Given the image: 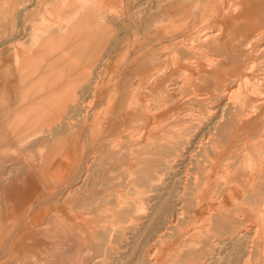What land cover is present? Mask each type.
I'll return each mask as SVG.
<instances>
[{
    "label": "rangeland",
    "instance_id": "obj_1",
    "mask_svg": "<svg viewBox=\"0 0 264 264\" xmlns=\"http://www.w3.org/2000/svg\"><path fill=\"white\" fill-rule=\"evenodd\" d=\"M84 1L86 0H0V118L6 119L2 120L1 125L3 124V126L0 127V264H200V262H202L201 264H208L207 262L215 264L217 258H221L225 254L224 250L216 251L215 253L218 255L214 253L209 257L204 253L201 255L202 251L198 250L203 246L200 243L203 241L201 235L205 236V232L209 230L207 228L211 226L209 220L211 217H202V215L194 213V216H191L195 222L192 223L190 215L185 210L186 207L179 211L182 215L177 212L178 220L175 217L170 218L174 214L171 208L177 202L182 203L185 201L184 199L190 198L187 195L192 186L189 187L187 175H181L179 172L180 175L176 176L175 169L171 170V168H165L159 164L160 160H163L167 155L163 148L165 146L167 148L177 146L176 150L181 154L178 153L175 165L180 164L188 147L194 145L193 140L203 134L201 132H204L203 129L209 123L210 118L205 119L204 114L199 115L200 112H198L200 110L204 112L205 109L191 108L190 99L193 97L186 95L195 88L193 83L196 81L195 79L199 78L198 76L206 79L204 85L201 86L202 92H206L204 90L208 88L209 80H211L207 73L212 68L213 60L209 58L212 53L208 49L200 47L197 49L190 46L174 47L176 43L174 37L165 39V41H161V39V42L153 48L149 47L148 51H153L156 59L148 61L147 58L146 60L141 58L144 51L137 52L138 46L141 44L137 40L144 33L149 32L145 31L147 27L151 28L155 25L167 27L168 24L173 23L170 32L176 33L182 31L187 25L189 27L188 22L193 25L186 40H192L196 36V30L205 28L207 24L211 26L215 23L218 28L224 19L228 22V32L231 30L228 36L232 34L231 36L234 35V38L237 35L238 38L243 39L244 36L255 33L261 28L262 25L255 24V22L258 19H264V0H251L252 7L248 9L239 3L235 5L234 0H218L214 7L210 6L207 0H193V2L183 0L186 10L177 12L175 16L170 15L169 23H163L157 16L155 18H158V21L154 23L153 19L148 17V13L151 12L148 11L149 6L142 4L155 0H132L130 15L128 14L131 21L127 25L128 27L122 25L120 19L123 10H127L126 5L122 6L126 0H122V2L120 0H109V2L100 0L101 5L99 4V7L96 8H92V3H98L99 0H97L98 2L87 0L90 1V5L86 6L89 7V10L85 7L81 9ZM227 3H232L229 8L230 15L228 12L223 14L226 13L223 11V4ZM233 4L235 6H232ZM77 11L81 12L78 19L72 18L69 23L61 22L63 18L67 19L72 14L78 13ZM96 11H101L106 15V21L98 23L106 28L110 23L112 27V31L108 33V43L111 36L115 34L121 39L127 33V38L123 45H120L121 41L113 43L112 52L107 53L106 57L104 54L108 52L109 45H106L107 43L105 44L103 40H98L95 52L97 54L96 62L90 64L89 67L88 55H78L79 47L76 42H73L74 45L70 48L64 47L62 42L64 35L68 33L69 29H72L75 22L82 21L75 24L82 29L88 28L90 25L92 27V22L96 20ZM114 11L117 13L110 16ZM245 11L249 13L245 15ZM242 15H245L244 17L252 23L239 28L240 21L237 18ZM111 17L116 18L110 19ZM87 20L88 24L85 22ZM36 28L40 31H37V38L31 45V34ZM61 28H66L63 34ZM235 30L237 34L232 32ZM160 32H158V37L168 34V32H161L162 34ZM76 34L78 33L73 32L71 35L73 41L76 39ZM91 43H94L92 39H85L84 46L80 47L84 50ZM116 47L119 49L115 52ZM163 47L164 49L160 50ZM61 51L64 53L58 57ZM93 51L94 49L91 50V54ZM48 53H55V56L53 57V54L47 56ZM129 58L131 63L127 62ZM74 59H77L79 64H71ZM125 62L128 63L127 69L120 71ZM144 63L149 66L148 71L150 70L152 73L149 78H143L141 75ZM85 65L89 67L86 79L60 81L65 84L64 95L49 96L48 99L41 97L42 102H38L41 105L34 104V113L25 110L15 111L20 107L27 108L29 103L27 99L33 98L29 95V97L21 96L20 93L23 95L25 92L27 93V90L23 88L17 90L18 87L25 85V80H17V73L66 72L72 69H74V73H78L79 70L82 72ZM126 70L128 73L125 72ZM99 73L100 75H98ZM204 73L205 75H203ZM261 73L262 71L257 75L261 76ZM15 75L17 79L13 80ZM95 76H97V80L93 83ZM117 76L118 78L115 79ZM188 79L191 80L188 81ZM172 80L177 85L169 91L170 85L173 84ZM257 81L260 80L257 79L254 82ZM18 83H22V85H18ZM231 85L226 86L224 92L235 88V84ZM256 90L253 91L255 96L252 95L257 98V101H263V96H259L261 95L259 91L255 94ZM227 98L229 96L225 95L223 103ZM231 98L230 100L234 101L236 99L234 96ZM137 99L140 101L141 108L140 106L128 107L129 103ZM170 100L173 107H170ZM143 105L149 108L141 112ZM37 106H41L42 110L35 111ZM175 106H178L177 109ZM137 108L139 111L136 112ZM191 110L192 112H190ZM137 113L139 115H136ZM15 115L19 119H26V116L29 119L32 115H39L41 118L34 121L31 126L25 124L18 128L6 126L10 117ZM128 118L131 123L126 122ZM122 125L124 127H121ZM128 128H131L133 131L131 134L134 136H137L139 132H143V134L139 138L134 137L127 140L125 137ZM143 135H145V140H139ZM146 135L152 140L148 139L150 141H147ZM174 137L180 142L177 141L176 144L173 142L174 145L165 143V139L172 138L174 140ZM138 140L139 142H137ZM161 144L163 147L160 146ZM151 146L154 147L153 150ZM146 147H151V149L147 150ZM141 150L147 151V153L144 151L141 153ZM152 151H155V154ZM153 159H156L158 163H155ZM206 160V162L203 160L202 162L208 169L211 160ZM154 164L157 165L154 166ZM142 169L144 173H142ZM136 171L138 172L136 173ZM175 184L176 186H173ZM162 185L166 188L164 189ZM220 186L223 187V185ZM217 189V187H213L210 194H215L214 196L220 199L222 197ZM165 190L168 192L166 193ZM226 193V196H231L228 190ZM162 197L168 201L166 200L165 203ZM170 198H173L174 201ZM203 219L204 221H202ZM190 232L192 233L190 234ZM188 236L190 237L188 238ZM11 237L13 241L9 246ZM193 237L195 239H191ZM224 241L225 239L215 243L212 241V247L218 250L221 247L216 243H224ZM233 253L232 260L239 261L237 252ZM198 260L200 262L197 263ZM252 261L250 256L248 259L243 258L241 262L242 264H253Z\"/></svg>",
    "mask_w": 264,
    "mask_h": 264
},
{
    "label": "bare ground",
    "instance_id": "obj_2",
    "mask_svg": "<svg viewBox=\"0 0 264 264\" xmlns=\"http://www.w3.org/2000/svg\"><path fill=\"white\" fill-rule=\"evenodd\" d=\"M131 1L132 0H126V2L124 1V4L122 3V6L124 7V5H126L127 10L126 11L123 10L124 11L123 13H121V11H120V13H121L120 19L122 21V25L124 24L125 27H128L127 25L131 21L130 20L131 18L130 19L128 18V14L130 15V11H131V9H130L131 8L130 7ZM189 1L193 2V0H189ZM234 1H235V3H234L235 5H238V3H239V4H241V6H245L247 9L252 7L251 0H234ZM100 2H101L100 0H99L98 3L93 2L92 3V6H93L92 8L99 7ZM107 2H109V0H107ZM120 2H122V0H120ZM147 2L143 3L142 5L147 4V6H149L148 11L149 12L151 11V12L148 13V17L153 19L154 23H156L158 21V18H160L163 21V23H169L170 22V20H169L170 15L175 16L177 12L186 10L185 6L183 5V0H155L153 2L152 1H149L148 3ZM207 2H208V4H210V6L214 7V5H216L218 0H207ZM111 4L112 3H110V5ZM231 4L232 3L223 4L224 5V10L223 11L226 12V13H223V14H227V12H228V14L230 15L229 8H231ZM234 4L232 6H235ZM89 5H90V1L86 0V1L83 2L82 6H81V9H83L85 7V8H88V10H89V7H86V6H89ZM111 6L114 7V5H111ZM204 6H206V5L204 4ZM117 9H119V8H117ZM116 11L112 12V14L110 16H112V15L114 16V14L117 13ZM95 13H96V17L95 18H96L97 21L94 20V22H92L93 23L92 27L90 25L88 28L82 29L79 25H75L76 23L82 22V21L75 22V24L73 25L72 29H69L67 31L68 33L66 32L67 34L64 35V37H63L62 45L64 47L68 46V48H70V47H72L74 45L73 42H76L78 44V47H79L78 48V55L84 56L83 54H86V55L89 56V55H91V54H89L91 50L94 49L95 52H96V49H97V46H98L97 41L98 40L99 41L103 40V41H105V44L107 43L106 45H109L108 46V52H106V54H104V57H106V56H108L109 53L112 52V46L114 47L115 43H117L118 41H121L120 45H123V43L125 42L124 40L127 38V33L124 36H122L121 39H119V36L117 34L112 35L111 39H110V42L108 43V38H109L108 33L112 31V27H111L110 23H108V25H109V26H107L108 28H106L105 26L99 24L98 22L103 23V22L106 21V15H104V13L101 12V11L100 12L96 11ZM247 13H249V12L247 11L245 13V15ZM80 14H81V12L74 13V14H72L71 17H68L67 19H66V17L63 18L61 20V22L69 23L72 18H74V20L78 19L80 17ZM193 15H195V14L193 13ZM245 15H242L241 17L237 18L240 21L239 22L240 26H238L239 28L242 27V26L244 27L248 23L249 24L252 23L250 20H247V18L244 17ZM155 16H157L158 18H155ZM112 18L115 19L116 17H111L110 19H112ZM89 21H91V20H89ZM180 21H183V20H180ZM85 22L87 24L89 23L88 20L85 21ZM227 23L228 22H227L226 19L222 20V23H221V25L218 28H217L218 25H216V23L214 25L212 24L211 26L207 24V26H205V28L198 29V30H196V32L194 31L196 33L195 34L196 36L192 40H186L187 37L189 36V31L192 30L191 27L193 25V24H191L189 22H188V24L190 25L189 27L187 25V27H184L182 31H179V32H176V33H171L170 32L172 30V27H173L172 24L173 23L168 24L167 27H157L155 25L154 27L151 26V28H150V27H147L145 25L147 27V29L145 31H147V32L149 31V32L147 34L144 33L142 35V37L137 40V42L141 43L138 46L137 52L140 53V52L144 51V54L141 57L144 60H146V58L148 59V61L156 59L155 53L153 51H148V50H150L148 48L149 47L153 48V46L157 45V43H159V42H161L163 40L165 41V39H173L175 37L174 38V42L176 41V43L174 44V47L180 46L181 48L182 47L184 48V46L185 47L186 46H190L191 48H194V49H197V48L200 47V48H206L212 53L209 56V58L211 60H213L212 61V65H211L212 68L211 69L209 68L210 71H208V73H207V74L210 75L208 78L209 79L211 78V80H209L208 89L204 90L206 92H202L203 90H202L201 86L204 85L206 79H202L201 76H198L199 78L195 79L196 81L193 83V86L195 88L191 89L190 93H188L186 95V96H189V97H193L192 99H190V103H191L190 105L192 106L191 108H193V107L199 108L200 106H204V107L206 106L208 108V110L205 111V114H206L205 115V119L206 118L207 119L210 118V120H209V123L205 126V129H203L204 132H201L203 134L200 135L198 133L200 136L198 138H196V140H193V144L194 145L191 146V147L190 146L188 147L187 153H185L184 156L180 160L181 163L177 164V165H175V161L177 160L176 158L178 156V153L181 154V152H178L176 150L177 146L176 147L174 146V148H173V146L167 148V146L163 147L162 146L163 144L160 145V146H162L164 148V151H166L165 154H167V155L164 156L163 160H160V158L158 159V161L160 160L159 164L163 165V167H165V168H171V170L175 169L174 171L176 172V176L180 175L179 172H181V175H185V176L187 175L188 176L189 187L192 186V189L190 190V193L187 195L188 197L190 196L189 199H187V198L184 199L185 201L182 202L183 204L179 203V202H177V204H175L174 202H172V203L175 204L173 207L171 206L172 208L170 206H168L174 212L173 216L171 215L170 218H173V217H175V218L177 217L178 218L177 212H179L181 209L184 210V208L187 207L188 211H187V209H185V210H186L187 214L190 215L191 221L193 223L194 220H193V217L191 216V215H193L192 213H195V214L198 213L199 214L201 211H205V212L207 211L205 213V215L203 214L204 216L202 215V217H207V216H209V218L211 217V219H209L210 222H211V226L208 227L207 229H209V230L205 232V234L207 235V239H203V241L200 242V243H202L203 246L198 248L199 251L200 250L201 251L204 250L203 253L205 254V256L209 257L210 255L214 254L216 251L217 252H219V251L222 252V250H224L223 252H225V254L222 255L221 258L220 257L217 258V261L215 262V264H242V262H241L242 259L243 258L248 259L250 256L253 259V261H252L253 264H264V19L263 18L260 19V20L258 19V21L255 22V24L259 23L258 25H262L261 28L258 31L256 30L255 33H252L250 35L244 36L243 39L241 37L238 38L237 35H236L235 38L233 37L234 35L231 36L232 34H230L228 36V33H230L231 30H230V32H228ZM214 27H216L217 29L216 30L213 29ZM143 28L145 29V27H143ZM65 29L61 28L62 34L65 31ZM38 30L40 31V29H38V28L33 29L34 33L31 34V45L34 44L35 39L37 38V31ZM179 30H181V29H179ZM236 30L238 31V29H236ZM236 30L232 31V32L237 34ZM239 30L241 31L242 29H239ZM160 31L161 32H168V34L166 36L163 35V37H162V35H160V37H158V32H160ZM175 31H176V29H175ZM30 32H31V30H30ZM59 32H60V30H59ZM73 32L74 33H78V34H76L77 36H76V39L74 41L71 39V35L73 34ZM79 37H81L82 39H80ZM88 38L92 39L94 43L93 44L91 43L92 45L89 44L86 48L84 47L86 50L84 48H83L84 50H82L80 46L81 45L84 46L85 39H88ZM61 39H62V36H61ZM111 42H112V44L113 43L114 44L112 45ZM102 45H104V44H102ZM159 46H160V44H159ZM14 47H13V49H15ZM119 48H120V46H119ZM119 48L116 47L115 52ZM163 49H164V47L161 48L160 50H163ZM64 51H65V49H64ZM64 51H61L59 53L58 57L60 55H62L64 53ZM133 52H134V50H133ZM199 53H201V52H199ZM51 54H53V57L55 56V53H51ZM51 54L48 53L47 56H49V55L51 56ZM208 54H209V52H208ZM94 57H95V59H97V54L96 53H95ZM171 58H173V57H171ZM135 60L136 59H134V61ZM187 61H189V60H187ZM127 62L131 63V59L129 58ZM135 62H137V61H135ZM207 62H209V61L207 60ZM125 63H124L123 68H121L120 71H123V70L127 69L126 66H127L128 63H126V64ZM142 63H143V61H142ZM145 63H144L143 74H141V75H143V78H149L152 75V73H150V70L148 71L149 66L147 64L145 65ZM186 64H188V63H186ZM102 65H104V64H102ZM98 66H99V64H98ZM130 66H131V64H130ZM131 67H133V66H131ZM208 67H210V66H208ZM129 69H128V72L130 71ZM95 70H96V68H95ZM256 71H259L258 73H260L262 71L261 76L257 75L258 73ZM125 72H127V70ZM189 74H187V75H189ZM95 75H96V73H95ZM98 75H100V73ZM203 75H205V73ZM254 76H256V77H254ZM94 78L95 79L92 78L94 80L93 83H95V81L97 80V76H95ZM117 78H118V76L115 79H117ZM119 78H120V75H119ZM255 79L256 80L259 79L260 81L259 82L257 81L258 83L254 82V81H256ZM189 80H191V79H188V81ZM92 81H91V83H92ZM210 81H214V82L211 83ZM172 82H173V80H172ZM97 84H98V82H97ZM231 84H235V88H232V90L229 91V92H224L226 86H229ZM176 85L177 84L176 83L174 84V82H173V84L170 85L169 91L173 90L175 88L174 86H176ZM92 87H94V86H92ZM100 87H101V85H100ZM185 87H186V85H185ZM188 87H190V86H188ZM94 89H95V87H94ZM108 89H110V88H108ZM255 90L257 91V92H255V94L258 93V91H259L260 92L259 94H261V95H259V94L258 95L259 96H263V101L259 100L261 97L258 99L259 101L256 100L257 98H255L254 97L255 95L253 94V91H255ZM176 91L177 90L175 89V92ZM90 94H92V93H90ZM225 95L229 96V98H227L225 103H223V101L225 100L224 99ZM258 95H257V97H258ZM196 96H197V98L195 99ZM233 96L236 98L235 101L234 100H230V99H232L231 97H233ZM175 97H177V96H175ZM181 98H182V96H181ZM86 99H88V98H86ZM138 100L139 99L134 100L131 103H129L130 101L128 100L129 101V102L127 101V103H129L128 107L140 106V101H138ZM184 100H187V99H184ZM179 101L180 102H186V101H181V100H179ZM172 102H173V100H172ZM233 102H234V104H233ZM151 107H153V106H151ZM140 108H141V106H140ZM148 108H149L148 106L143 105V107L141 109V112L144 111L145 109H148ZM81 110H83V109H81ZM192 110H194V109H192ZM192 110L190 112H192ZM137 111H139L138 108L136 109V112ZM126 112H128V111H126ZM250 112H252L253 114H251ZM147 114H146V116H147ZM136 115H139V114L137 113ZM140 115L142 116L141 113H140ZM199 115H200V113H199ZM144 118H145V116H144ZM201 118L204 119L203 116H201ZM141 119H139V120H141ZM126 122H130L131 123L129 118H128V121H126ZM90 123H92V122H90ZM130 123H128V124H130ZM143 124L145 125V123H143ZM182 124H183V122H182ZM178 125H181V124H178ZM121 127H124V126L122 125ZM175 127H177V126H175ZM133 128H136V127L133 126ZM126 131H127V133H126L127 136L125 138H127V140H131L130 138H134V137L139 138L143 134V132L142 133L139 132L137 136H134L133 134H131L133 132V131H131V128L130 129L128 128V130H126ZM142 131H143V129H142ZM182 131H184V130H182ZM54 132H55V130H54ZM45 134H46V132H45ZM122 134H123V131H122ZM171 134H172V132H171ZM50 135H52V134H50ZM41 136H42V134L40 135V137ZM146 137H147V139H146L147 141L152 140L147 135H146ZM144 138H145V135H143V137L140 138L139 140H142ZM114 139H115V137H114ZM148 139H150V140H148ZM139 140L137 142H139ZM165 141H166L165 142L166 144L170 145L171 143L173 144V142L176 144V142L178 140L174 137V140L172 138H169V140L165 139ZM45 142H47V141H45ZM178 142H180V140ZM154 146H156V145H154ZM160 146H158V148H161ZM141 147H142V145H141ZM151 147L150 148L146 147V149L147 150L151 149ZM153 149H154V147H152V150ZM143 151L141 150V153ZM161 151H163V150H161ZM180 151H182V150H180ZM144 152L147 153V151H144ZM149 153H151V152H149ZM133 155H134V153H133ZM135 155H137V154H135ZM159 156H162V155H159ZM206 159L211 160L210 163L208 162L209 163L208 169H206L204 167L203 162H202V160L206 162L207 161ZM153 160H154L155 163H158V162H156L157 161L156 159H153ZM150 162H153V161H150ZM135 164H136V162H135ZM150 164L153 166L152 163H150ZM155 165H157V164H154V166ZM139 166H141V165H139ZM146 166H148V165H146ZM175 166H176V168H174ZM147 168H146V171H147ZM153 168L156 170L155 167H153ZM165 168H163V169H165ZM69 169H68V172H69ZM73 171H74V169H73ZM150 171H152V170H150ZM137 172L138 171H136V173ZM142 173H144L143 169H142ZM161 174H162V171H161ZM132 175H133V173H132ZM142 176H144V174H142ZM159 177H160V175H159ZM150 178H153V177L150 176ZM182 181H184V180H182ZM152 182H154V181H152ZM168 183H170V182H168ZM220 185H223V187L220 186ZM173 186H176V184L173 185ZM139 187H140V185H139ZM171 187H170V190H171ZM186 187H188V186H186ZM213 187H215V188L217 187L218 188L217 191H218L219 195L222 198L218 199V197L216 198V196H214L215 194L214 195L210 194V191L211 190L213 191ZM142 188H144V187H142ZM165 188L166 187H164V189ZM182 188L184 189V187H182ZM149 190H150V187H149ZM160 190H158V191H160ZM227 190L230 192V194H229V195H231L230 197L226 196L227 195V193H226ZM174 191H176V190H174ZM165 192H166V190H165ZM172 192H173V190L171 191V194H172ZM166 193H164V194H166ZM182 193H183V191H182ZM177 196L179 198V195H177ZM176 198H175V200H176ZM161 199H160V201H161ZM170 199L173 200V198H170ZM222 199H224V201L225 200L226 201L230 200L232 203L230 205H229V203L226 204L227 206L229 205L228 207L219 206L217 203L220 202ZM166 200H165V203L168 201V200L167 201ZM177 201H178V199H177ZM202 205H207L208 208H202L201 207ZM210 206H211V208H210ZM163 209H165V208H163ZM165 213H166V211H165ZM179 215H182V214H180V212H179ZM158 217H160V216L158 215ZM183 221H184V219H183ZM202 221H204V219ZM202 221H201V223H202ZM197 223H199V222H197ZM214 224L217 225V226H214ZM218 224H221L222 227L219 228ZM200 229H202V228H200ZM188 233H189V231H188ZM92 236H94V235H92ZM189 237L190 236H188V238ZM224 239H225L226 242L224 241V243H222V242L221 243H216V244H219L221 248H219L218 250H215V248L212 247V241H214V243H215L216 241H223ZM12 241H13V239L11 237L10 240H9V246L12 245ZM183 242H184V240H183ZM216 244H215V246H216ZM178 246H179V244H178ZM190 249H192V248H190ZM234 251L237 252V254L239 255V261L235 260V262H234L232 260V257L234 255V253H233ZM196 253H198V252H196ZM201 255H202V252H201ZM216 255H218V254H216ZM189 259H190V256H189ZM243 261H245V260H243ZM196 262L198 263L200 261L198 260ZM201 263L202 262H200V264ZM207 263L211 264L210 262H207ZM243 264H245V263H243Z\"/></svg>",
    "mask_w": 264,
    "mask_h": 264
},
{
    "label": "crops",
    "instance_id": "obj_3",
    "mask_svg": "<svg viewBox=\"0 0 264 264\" xmlns=\"http://www.w3.org/2000/svg\"><path fill=\"white\" fill-rule=\"evenodd\" d=\"M89 54H91V51H90ZM94 55H95V50L93 51V53L91 55L88 56V64H89V67H90V64H92L93 62L95 64V62H96V59H95ZM76 60L74 59L71 62V64H73V63L79 64V62L76 61ZM89 67H87L85 65V67L82 70V72H80V70H79L78 73H74V69H72L71 71L70 70L69 71H66V72L65 71H63V72H58L57 71V72H51L50 73V72H43V71H38V72L37 71H33V72H29V73H17L18 79H17L16 75L12 79L13 80L14 79L15 80L17 79L19 81L25 80V83H24L25 85L23 87H18V89L16 87V89L19 90V88H21V90H22V88H23V89L27 90V93L25 92V94H23V95H22V93H20L21 96L22 97H26V95H27V97L32 96L33 98L30 99V100L26 98L29 101V103L27 104L28 105L27 108L20 107L19 109L15 110V111H23V110H25V111H30V112L34 113V110H33L34 104L41 105L40 104L42 102L41 101V97L42 98L43 97H47V99H48L49 96H58L60 94L64 95V87H65V84H62L60 81H64L66 79L73 80V81H75V80H81V79H86L87 76H88V70L87 69H89ZM18 85H22V83L21 84L18 83ZM62 86H63V88H62ZM206 89H208V88H206ZM34 97H37V98H34ZM38 97H40V98H38ZM38 102H40V103H38ZM40 107L41 106H39V107L37 106V109L35 111H41L42 109H40ZM170 107H173V105L171 103V100H170ZM175 108L177 109V106H175ZM193 108H195V107H193ZM199 108L200 109L201 108H204L205 109L204 112L201 111V110L198 111V112H200V114L201 113L204 114V117H205V115H206L205 114V111H207L208 108L206 106L205 107L204 106H200ZM39 118H41L39 115H32V116H30L29 119H28L27 116H26V119H24V118L19 119V117H17V115H15L12 118L10 117V119H9L8 123L6 124V126L7 125H8V127H13L14 126L16 128L21 127L24 124L25 125H28V126H31V124L34 123V121H36ZM2 120L5 121L6 119L0 118V127L3 126V124L1 125ZM20 122H23V123H20ZM4 127H5V125H4ZM228 203L230 205L232 202L230 200H228V201L225 200L224 201V199H222L217 204L219 206L228 207L229 205L228 206L226 205ZM201 207L202 208H208L207 205H202ZM210 208H211V206H210ZM206 212L205 211H201L199 214L198 213H196V214L197 215H203ZM192 214L194 215V213H192ZM214 226H217V225L214 224ZM218 227L221 228L222 225L221 224H218ZM201 236H202L203 239H207V235L206 234H205V236L204 235H201ZM191 239H195V237H193ZM203 252H204V250L202 251V253Z\"/></svg>",
    "mask_w": 264,
    "mask_h": 264
}]
</instances>
